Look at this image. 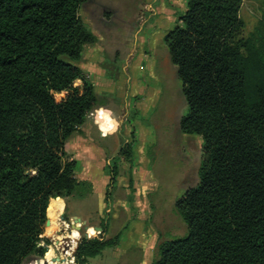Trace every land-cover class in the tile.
I'll use <instances>...</instances> for the list:
<instances>
[{
    "label": "trees",
    "instance_id": "1",
    "mask_svg": "<svg viewBox=\"0 0 264 264\" xmlns=\"http://www.w3.org/2000/svg\"><path fill=\"white\" fill-rule=\"evenodd\" d=\"M82 1L0 0V264L42 254L46 210L63 212L60 197L85 186L62 160L97 107L74 64L95 40L78 18ZM240 2L186 0L163 37L186 103L179 129L201 137L203 157L174 203L185 232L161 240L151 264H264V28L238 37ZM88 226L97 236L82 237L76 264L118 244L107 221Z\"/></svg>",
    "mask_w": 264,
    "mask_h": 264
},
{
    "label": "rangeland",
    "instance_id": "2",
    "mask_svg": "<svg viewBox=\"0 0 264 264\" xmlns=\"http://www.w3.org/2000/svg\"><path fill=\"white\" fill-rule=\"evenodd\" d=\"M185 6L186 0H83L78 8L95 40L84 44L74 64L94 85L97 107L64 143L62 160L75 161L74 178L85 185L79 194L60 197L64 206L55 227L63 234L76 223L80 228L74 247L64 239L62 247H72L68 264H76L84 226L101 220L108 223L106 237L120 234L118 244L88 264H151L161 240L185 232L174 203L198 181L202 139L180 132L186 103L163 41L181 24ZM238 16V37H250L264 28V0H241ZM48 221L49 230L46 210L41 235L49 242L38 244L45 250L24 264H37L48 247L49 253L55 249ZM41 264L54 263L48 256Z\"/></svg>",
    "mask_w": 264,
    "mask_h": 264
},
{
    "label": "bare ground",
    "instance_id": "3",
    "mask_svg": "<svg viewBox=\"0 0 264 264\" xmlns=\"http://www.w3.org/2000/svg\"><path fill=\"white\" fill-rule=\"evenodd\" d=\"M52 201H55V199H51L50 201V204ZM53 213V215H52ZM52 213H48V219H50V222H51V228L47 231L48 234H51L54 236V245H55V249L56 248H61L63 246V243H64V239L65 238H70L71 240V243H72V246L74 247V244L76 243V239L78 238V235L73 233V232H64V235L63 232H61V230H59L58 228L55 227L56 223H57V220L59 219V216H60V205L58 203H53L52 204ZM68 239V241H70ZM65 245V244H64ZM70 246V245H69ZM50 247H48V250H49ZM72 247H70L69 249H66L64 250L63 247H62V250H63V253L60 255V256H57L55 254V249L52 251H50V253H48V256H49V259L52 260V263L54 264H58V263H62V262H66L69 259L70 255H71V252H70V249ZM52 250V249H51ZM60 252V251H59ZM47 256V257H48Z\"/></svg>",
    "mask_w": 264,
    "mask_h": 264
},
{
    "label": "crops",
    "instance_id": "4",
    "mask_svg": "<svg viewBox=\"0 0 264 264\" xmlns=\"http://www.w3.org/2000/svg\"><path fill=\"white\" fill-rule=\"evenodd\" d=\"M101 130H102L103 132H106L107 129H101ZM60 214H62V206H60ZM77 226H78L77 223L74 224V225H73V228H74V229H70L69 232H73V233L79 235V233H78V231H77V228H76ZM61 231H62V230H61ZM86 233H87V235H91V234H93V233H94L93 228H92V227H88V229H86Z\"/></svg>",
    "mask_w": 264,
    "mask_h": 264
},
{
    "label": "water",
    "instance_id": "5",
    "mask_svg": "<svg viewBox=\"0 0 264 264\" xmlns=\"http://www.w3.org/2000/svg\"><path fill=\"white\" fill-rule=\"evenodd\" d=\"M76 218V217H75ZM78 230H80V228L79 227H76ZM93 228V227H92ZM84 229L86 230V229H88V226H84ZM93 230H94V228H93ZM86 233H85V236L84 237H86ZM69 245V243H65V245H64V247H63V249L64 250H66V247Z\"/></svg>",
    "mask_w": 264,
    "mask_h": 264
}]
</instances>
